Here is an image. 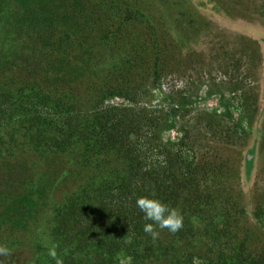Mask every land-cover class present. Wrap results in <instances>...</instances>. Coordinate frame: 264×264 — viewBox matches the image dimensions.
<instances>
[{"label": "trees", "instance_id": "obj_1", "mask_svg": "<svg viewBox=\"0 0 264 264\" xmlns=\"http://www.w3.org/2000/svg\"><path fill=\"white\" fill-rule=\"evenodd\" d=\"M0 2V245L11 252L0 261L264 264L262 208L232 186L251 178L252 149L241 176L195 149L154 163L138 138L149 114L105 104L137 95L142 57L159 64L153 35L133 29L143 13L118 18L101 0ZM151 193L184 217L155 241L136 207Z\"/></svg>", "mask_w": 264, "mask_h": 264}, {"label": "rangeland", "instance_id": "obj_2", "mask_svg": "<svg viewBox=\"0 0 264 264\" xmlns=\"http://www.w3.org/2000/svg\"><path fill=\"white\" fill-rule=\"evenodd\" d=\"M125 1L101 3L118 18L146 16L133 29L153 35L159 64L153 69L142 57L137 95L105 104L149 114L151 131L138 138L154 163L168 150L189 160L195 149L228 177L238 171L241 176L243 156L252 149L251 178L239 177L232 186L253 191L243 197L244 205L258 201L264 224V41L250 31L264 34V0H132L128 6Z\"/></svg>", "mask_w": 264, "mask_h": 264}, {"label": "clouds", "instance_id": "obj_3", "mask_svg": "<svg viewBox=\"0 0 264 264\" xmlns=\"http://www.w3.org/2000/svg\"><path fill=\"white\" fill-rule=\"evenodd\" d=\"M136 207L144 214V220L150 221V223H145L143 230L154 241L160 238V233L165 229L170 234H175L183 228L182 212L155 198V193L137 198ZM10 255V250L4 245H0V257L7 258ZM49 255L56 259L55 250H51ZM0 264H4V262L0 261ZM56 264H63V262L56 259Z\"/></svg>", "mask_w": 264, "mask_h": 264}]
</instances>
